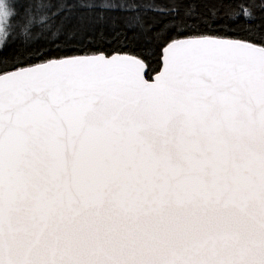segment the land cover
Returning <instances> with one entry per match:
<instances>
[{"label": "snow or ice", "instance_id": "snow-or-ice-1", "mask_svg": "<svg viewBox=\"0 0 264 264\" xmlns=\"http://www.w3.org/2000/svg\"><path fill=\"white\" fill-rule=\"evenodd\" d=\"M239 7L63 0L19 43L11 23L0 264H264V6Z\"/></svg>", "mask_w": 264, "mask_h": 264}, {"label": "trees", "instance_id": "trees-1", "mask_svg": "<svg viewBox=\"0 0 264 264\" xmlns=\"http://www.w3.org/2000/svg\"><path fill=\"white\" fill-rule=\"evenodd\" d=\"M17 16L12 18V23L16 28V31L10 36V40L15 39L17 43L24 40L23 35L20 32L19 21L21 19H26L27 15L30 13L32 19L34 21L33 28L30 31H36L40 33V36L37 37L39 39H48L50 36H45V33L48 32L47 29L41 27L43 23H47L48 21L41 22L39 20L40 15H47L49 16L50 20H57L58 16H53L52 14L56 12V5L63 0H11ZM218 6L221 8V15L224 16L228 11H236L242 12L241 8L239 7L240 4H244L245 7H250L253 3L257 6L254 9H251L256 14L260 13V6H264V0H216ZM230 37L233 38H243L245 32L243 30L242 24L232 25L231 30L227 33ZM63 48V45H60ZM117 45L115 43L108 45H102V49L107 51L108 54H111L113 49H116ZM86 54L85 51H72V50H64V51H53L51 55L53 56H71V55H84ZM154 68L155 71L159 70L158 61H154ZM10 70V69H9ZM152 74H155L153 72Z\"/></svg>", "mask_w": 264, "mask_h": 264}, {"label": "clouds", "instance_id": "clouds-1", "mask_svg": "<svg viewBox=\"0 0 264 264\" xmlns=\"http://www.w3.org/2000/svg\"><path fill=\"white\" fill-rule=\"evenodd\" d=\"M16 10L11 0H0V35H5L12 23Z\"/></svg>", "mask_w": 264, "mask_h": 264}, {"label": "water", "instance_id": "water-1", "mask_svg": "<svg viewBox=\"0 0 264 264\" xmlns=\"http://www.w3.org/2000/svg\"><path fill=\"white\" fill-rule=\"evenodd\" d=\"M154 75V74H153Z\"/></svg>", "mask_w": 264, "mask_h": 264}]
</instances>
